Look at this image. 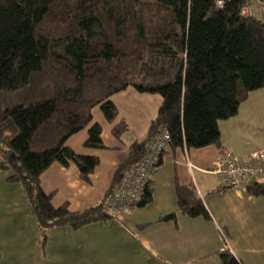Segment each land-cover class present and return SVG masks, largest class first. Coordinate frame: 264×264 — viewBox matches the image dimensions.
<instances>
[{
	"label": "trees",
	"instance_id": "16d2710c",
	"mask_svg": "<svg viewBox=\"0 0 264 264\" xmlns=\"http://www.w3.org/2000/svg\"><path fill=\"white\" fill-rule=\"evenodd\" d=\"M246 3L0 0V169L10 172L6 182L21 185L41 231L113 219L102 212V200L161 128L171 149L220 143L219 120L264 87V18L241 16ZM129 86L162 98L147 137L131 143L99 204L76 212L54 207L39 175L52 162H73L88 181L98 158L73 152L65 140L90 122L94 106L114 120L110 97ZM125 128L119 122L112 133L119 137ZM100 133L92 124L84 146L103 148ZM150 182L139 205L151 200ZM245 188L264 195V181ZM175 193L183 213L209 217L191 186L176 185ZM218 256L222 264H240L228 249Z\"/></svg>",
	"mask_w": 264,
	"mask_h": 264
},
{
	"label": "crops",
	"instance_id": "0c3cea01",
	"mask_svg": "<svg viewBox=\"0 0 264 264\" xmlns=\"http://www.w3.org/2000/svg\"><path fill=\"white\" fill-rule=\"evenodd\" d=\"M154 94L130 86L114 93L110 100L117 116L112 121L106 120L99 106L91 109L90 122L70 135L65 145L77 154L96 156L98 164L88 181L81 179L73 162L66 166L52 162L43 170L39 185L54 207L65 204L76 212L101 202L131 143L147 137L162 101ZM242 108L239 105L234 116L219 120L218 145L165 149L151 177L148 203L78 228L62 225L41 231L21 185L6 182L10 172L0 169V264H222L218 253L224 249L240 264H264V195L253 196L245 187L222 188L211 171L222 146L238 156L263 149H250L236 124L263 131L264 110H249L244 113L248 119L240 117ZM119 122L126 128L116 137L112 129ZM94 123L101 126L103 148L84 146ZM176 185L191 186L209 217L183 213L177 205ZM169 214L174 217L161 219Z\"/></svg>",
	"mask_w": 264,
	"mask_h": 264
},
{
	"label": "built area",
	"instance_id": "2783aa9c",
	"mask_svg": "<svg viewBox=\"0 0 264 264\" xmlns=\"http://www.w3.org/2000/svg\"><path fill=\"white\" fill-rule=\"evenodd\" d=\"M226 0H215L222 7ZM239 14L264 18V3L261 0H245ZM170 145L166 128L158 130L149 140L143 157L130 166L111 192L102 200L101 209L106 215L116 218L139 206L145 188L151 181L162 153ZM219 156L211 168L220 179L223 188L245 187L248 183L264 181V150H253L238 156L226 147H220Z\"/></svg>",
	"mask_w": 264,
	"mask_h": 264
},
{
	"label": "rangeland",
	"instance_id": "374dc122",
	"mask_svg": "<svg viewBox=\"0 0 264 264\" xmlns=\"http://www.w3.org/2000/svg\"><path fill=\"white\" fill-rule=\"evenodd\" d=\"M258 91H263V92H258ZM154 95H158V93ZM146 104L148 107V103ZM240 105H243V108L241 109V114H240V117H243V118L249 119L248 114L246 116L244 115L248 113L249 110H252L253 108H262L264 110V87L251 91L249 93V98L246 101L242 102ZM263 117H264V114H263ZM236 126H237L236 128H240V132H241V133H238V135L240 137H243V136L246 137V139L248 140V143L246 144H248L247 146L250 149H256L259 147L264 149V129L263 131H261L258 127L255 128L254 125L248 126L246 123H240V122H238Z\"/></svg>",
	"mask_w": 264,
	"mask_h": 264
}]
</instances>
